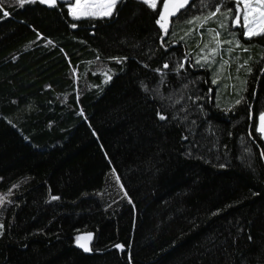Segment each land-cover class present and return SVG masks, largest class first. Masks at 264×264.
I'll return each mask as SVG.
<instances>
[{"label": "trees", "instance_id": "16d2710c", "mask_svg": "<svg viewBox=\"0 0 264 264\" xmlns=\"http://www.w3.org/2000/svg\"><path fill=\"white\" fill-rule=\"evenodd\" d=\"M67 5L0 0V191L27 178L20 194L42 184L51 192L59 173L68 201L100 186L106 163L87 121L130 60L193 83L200 117L243 121L257 175L184 155L185 134L173 126L177 163L110 212L112 245L84 253L78 238L93 230L13 240L7 217L0 264H264V145L254 129L264 112V35L228 28L222 13L233 0L188 1L164 27L160 5L140 0H119L98 18L74 19Z\"/></svg>", "mask_w": 264, "mask_h": 264}, {"label": "rangeland", "instance_id": "374dc122", "mask_svg": "<svg viewBox=\"0 0 264 264\" xmlns=\"http://www.w3.org/2000/svg\"><path fill=\"white\" fill-rule=\"evenodd\" d=\"M118 1L109 8L113 0H79L80 7H76L75 12L82 18L109 17ZM62 2L68 3L67 0ZM152 2L156 7L160 5V20L161 14H165L164 0ZM76 3L77 0H72L67 5L71 17ZM169 3L167 18L161 21L164 26L175 11L176 1L169 0ZM256 3L257 0H242L240 24L234 23L237 9L233 7L228 28L231 31L238 28L243 37L248 38L243 26L244 5ZM90 4L102 7H85ZM262 10L253 7L248 11L249 20L255 19L254 31L264 29ZM104 12L110 14L104 15ZM194 90L193 83L187 80L166 78L162 72L146 70L130 60L127 71L114 79L96 105L94 116L87 121L106 163L100 186L82 193L75 201H68L62 190V173L55 177L51 192L45 185H39L20 194L18 190L28 179L13 183L7 190L0 191V223L7 217L10 219L9 236L22 240L36 233L53 235L61 230H93L90 249L112 245L116 240V225L110 212L128 202L133 192L148 188L156 177L177 163L179 136L166 132L173 126H178L185 134L184 155L202 157L219 166L232 165L256 176L255 158L245 142L243 121L225 126L200 117L193 106ZM261 115L264 112L258 116L254 129L264 145V132L258 130ZM54 196L58 198L52 199ZM88 233L80 234L78 242H83Z\"/></svg>", "mask_w": 264, "mask_h": 264}, {"label": "snow or ice", "instance_id": "6c2138e0", "mask_svg": "<svg viewBox=\"0 0 264 264\" xmlns=\"http://www.w3.org/2000/svg\"><path fill=\"white\" fill-rule=\"evenodd\" d=\"M21 6L25 3V2H36V0H19ZM39 2L41 3H49L50 5H54L56 3V0H39ZM69 3L72 2V0H68ZM145 3H149L151 7L155 8L156 7V4L154 2H152V0H144ZM241 2L242 0H235V3H236V14L235 16L233 17L234 19V23L235 24H240V20H241V17H240V14H239V9H240V5H241ZM114 3H115V0H113L112 4H109L108 7L111 8L114 6ZM188 3V0H184L183 3H179L177 5H174L175 7V11H179L180 8H183L185 7V5ZM102 7V5H96V4H90V5H85V7ZM169 6H170V3H169V0H164V3H163V8L165 9V14H161L160 16V20H158V23H161V21H164L166 18H167V10L169 9ZM76 7H80V3H79V0H77V3L74 5L73 9H72V15H73V18L74 19H80L82 18L81 15H77L76 12H75V8ZM261 8V9H264V0H257V3L253 6V5H249V4H245L244 5V16H243V26L247 29V37L249 39H251V37L253 36H260V35H264V29H261V30H257V31H254L253 30V27L252 25L255 24V19L253 20H249V16H248V11L249 9L251 8ZM175 11L172 13L173 15L175 14ZM221 12V9L220 7H216L215 8V11L213 12H210L208 14V16L205 18V19H211L213 18L217 13H220ZM233 12V9H228L226 13H222L223 15H225V17H227L229 14H232ZM104 15H109L110 12H104L103 13ZM3 15L4 16H7L8 15V12L7 11H4L3 12ZM87 15H93V13H87ZM261 17H264V10L261 11L260 13ZM199 19V18H197ZM73 27H76V25H73ZM161 27H164L163 23H161ZM220 27H225V25L221 24ZM165 31H167V29H165ZM220 35L219 32H216V37H218ZM228 43H231V41H228ZM237 46L238 45V42H237ZM205 47H207V45H205ZM217 47H219V41H217ZM247 50V49H245ZM213 54L215 53L216 49H213ZM205 59H207V57H205ZM227 63V62H225ZM164 67H167V65H165ZM215 82V81H214ZM237 103H239V101H237ZM160 119H165L164 116H160ZM259 131L261 132H264V115H261L260 117V127L258 129ZM118 179V177H117ZM58 197H52V199H57ZM85 251H88L87 248H85Z\"/></svg>", "mask_w": 264, "mask_h": 264}, {"label": "water", "instance_id": "95a60500", "mask_svg": "<svg viewBox=\"0 0 264 264\" xmlns=\"http://www.w3.org/2000/svg\"><path fill=\"white\" fill-rule=\"evenodd\" d=\"M68 1V0H67ZM176 1V4H179V3H183L184 0H175ZM188 1H191V0H188ZM59 3H63L62 0H58ZM72 3V2H71ZM67 4H70L69 2ZM92 238V234H87L83 240V242H78V247L81 248L83 250L84 253L90 251V240ZM80 239V237H79ZM85 248L88 249V251H85Z\"/></svg>", "mask_w": 264, "mask_h": 264}, {"label": "crops", "instance_id": "0c3cea01", "mask_svg": "<svg viewBox=\"0 0 264 264\" xmlns=\"http://www.w3.org/2000/svg\"><path fill=\"white\" fill-rule=\"evenodd\" d=\"M42 185H44V184H42ZM89 234V233H88ZM91 241V240H90Z\"/></svg>", "mask_w": 264, "mask_h": 264}, {"label": "flooded vegetation", "instance_id": "af4514ba", "mask_svg": "<svg viewBox=\"0 0 264 264\" xmlns=\"http://www.w3.org/2000/svg\"><path fill=\"white\" fill-rule=\"evenodd\" d=\"M58 1V0H57ZM177 5V4H176Z\"/></svg>", "mask_w": 264, "mask_h": 264}]
</instances>
